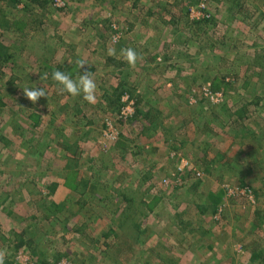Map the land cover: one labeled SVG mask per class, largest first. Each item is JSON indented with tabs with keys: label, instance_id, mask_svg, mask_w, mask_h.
<instances>
[{
	"label": "rangeland",
	"instance_id": "obj_1",
	"mask_svg": "<svg viewBox=\"0 0 264 264\" xmlns=\"http://www.w3.org/2000/svg\"><path fill=\"white\" fill-rule=\"evenodd\" d=\"M42 1L0 0L4 264H264V97L233 137L202 119L264 74V0ZM78 58L95 103L52 80Z\"/></svg>",
	"mask_w": 264,
	"mask_h": 264
},
{
	"label": "clouds",
	"instance_id": "obj_2",
	"mask_svg": "<svg viewBox=\"0 0 264 264\" xmlns=\"http://www.w3.org/2000/svg\"><path fill=\"white\" fill-rule=\"evenodd\" d=\"M108 55L115 56V49H108ZM120 56L132 67L136 65L138 60L137 52L131 47L122 48ZM75 64L78 70L83 69V72L81 73L79 71V74L75 79L69 73L61 70H54L52 73V80L61 86L62 91L67 92L71 96H82L84 101L95 103L97 83L93 72L86 69V65L90 64L85 58H78L75 61ZM43 79H47V73L44 74ZM23 93L33 104L37 103L40 98L48 97V92L45 87H24ZM6 255L7 252L5 250H0V264H4Z\"/></svg>",
	"mask_w": 264,
	"mask_h": 264
},
{
	"label": "crops",
	"instance_id": "obj_3",
	"mask_svg": "<svg viewBox=\"0 0 264 264\" xmlns=\"http://www.w3.org/2000/svg\"><path fill=\"white\" fill-rule=\"evenodd\" d=\"M155 39H157V38H155ZM254 54H253V58H254L253 61H257V62L258 61L259 62L264 61L263 53L261 51H256V54H255V55H257L256 57H254ZM249 67L251 69H255V67H253V66H249ZM251 69L244 70L243 71V74H242L243 75L242 78L245 79L246 86H244V87H238L236 89H230V91H227L225 89L228 94H231V96H229L230 97V100L227 101L226 105L223 106L222 109L221 108H218V111H214L212 113L213 114L212 118H207V115L206 114L205 115H202V116H204L202 119H204V120L206 119L205 122L211 124V125L205 124V126L208 129L211 130V132H210L211 134L210 135L212 136V140L213 141H215L216 134H218V133H216V134L214 133V135L212 133L214 131H216L217 129H219V131L225 132L226 133V136L229 135V137H233V135H232L233 134V131L231 130L232 129V125H233V121L230 120L231 117L228 118V119L227 118H224V117L227 114L229 116H231V112H233L234 110H237L238 108H241L243 112H240V110H239L238 112L235 113V114H238L237 120L239 122H242L240 120V118H241V119H243L245 121V124L252 123L251 122V119L248 118V114H247V112L245 110L248 107L251 106V104H248L249 97H257L259 99L261 98L262 95L264 97V74L261 73V76H259L260 79L254 78L252 76L253 75L252 74V71L253 70H251ZM174 76H176L178 78V79H175L176 81L182 80L183 78H186L181 72L180 73H174ZM252 80L257 81V85H255V87L247 86V82H248V85L249 84H252L251 83ZM170 92H172V91H170ZM169 94H171V93H169ZM172 111L174 112V110H172ZM199 111L202 114V109H200ZM239 115H241V116H239ZM232 119H234V118H232ZM234 125H235V123H234ZM157 127L161 128V125L160 124H157ZM204 140H205V138L202 137V141H204ZM215 144L217 145V144H219V142H215ZM204 152H206V151H204ZM248 156H249V154H248ZM251 157L252 158H257L255 156H253V154H251Z\"/></svg>",
	"mask_w": 264,
	"mask_h": 264
},
{
	"label": "trees",
	"instance_id": "obj_4",
	"mask_svg": "<svg viewBox=\"0 0 264 264\" xmlns=\"http://www.w3.org/2000/svg\"><path fill=\"white\" fill-rule=\"evenodd\" d=\"M31 1H33V3L35 2V3H40V5H44V4H46V2H43L42 0H31ZM13 55H14V53H12V52H10V50H7L6 52H5V55L4 56H2L1 58H0V61L2 60V61H8L10 58H12L13 57ZM118 97H120V96H118ZM152 111L151 110H147V116H149V117H152ZM157 124L158 123H155L154 124V127H156L155 128V130L156 129H158L157 128ZM127 213H128V210L127 211H125L124 212V215H127ZM124 222V221H123ZM115 228V231L117 232V231H119V230H123L124 228H123V226L121 225V223H119L118 225H116V226H114ZM123 231H125V230H123ZM15 242H14V246H11L13 249H15L14 251L15 252H18V251H21V250H24V249H28L29 247L27 246V244H26V241H25V239L24 238H22V236L21 235H16V238H15V240H14ZM10 246L7 248V249H9V248H11ZM11 248V249H12Z\"/></svg>",
	"mask_w": 264,
	"mask_h": 264
},
{
	"label": "built area",
	"instance_id": "obj_5",
	"mask_svg": "<svg viewBox=\"0 0 264 264\" xmlns=\"http://www.w3.org/2000/svg\"><path fill=\"white\" fill-rule=\"evenodd\" d=\"M180 170H182V168H180ZM231 193H234V192L231 191ZM243 194H247V195H245V196H248L249 198H250V196H251L250 192L243 191Z\"/></svg>",
	"mask_w": 264,
	"mask_h": 264
}]
</instances>
